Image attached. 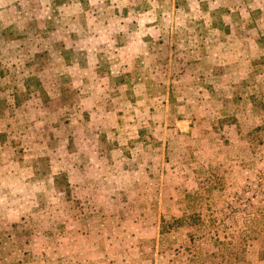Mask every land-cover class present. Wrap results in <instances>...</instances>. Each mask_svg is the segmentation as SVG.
Instances as JSON below:
<instances>
[{
    "label": "rangeland",
    "instance_id": "obj_1",
    "mask_svg": "<svg viewBox=\"0 0 264 264\" xmlns=\"http://www.w3.org/2000/svg\"><path fill=\"white\" fill-rule=\"evenodd\" d=\"M65 1L77 5H53ZM101 1L117 2L124 20L106 22ZM78 5L98 16L93 43L129 48L107 55L128 61L125 85L101 76L75 86L65 72L48 98L24 71L37 109L20 87L4 98L0 79L7 264H264V0H0V74L50 66L43 37L62 16L75 25ZM138 46L141 62L129 63ZM30 166L46 181L56 171L54 185ZM161 219L177 224L159 233Z\"/></svg>",
    "mask_w": 264,
    "mask_h": 264
},
{
    "label": "crops",
    "instance_id": "obj_2",
    "mask_svg": "<svg viewBox=\"0 0 264 264\" xmlns=\"http://www.w3.org/2000/svg\"><path fill=\"white\" fill-rule=\"evenodd\" d=\"M101 3H103L102 7L104 8V11L106 13L108 8H111V14H110V20H105L106 22L112 21L113 18H116L118 23L122 22L124 20V16L123 14H120V8L118 6L117 2H113V1H101ZM53 5L56 6H66L69 7V5H77L76 2H60L58 5L54 4ZM151 10V9H150ZM149 10V11H150ZM96 13V12H95ZM94 13V10L91 6H88V8H82L81 5H78V10L76 9L75 11V15L73 17L74 20V24L75 25H71V27H67V23L65 22V16L61 17L62 23L60 25V28L58 30H53L51 32H47L46 35L43 37L44 38V43H47L48 46V50H46L47 48L45 47L46 50V54L49 57V62L51 63L50 66L43 68V67H34V66H30V64H28L27 62L25 63V66H23V64L19 67H15L16 70H13V67H11L10 64V68L9 67H5L0 74V79H4V86L9 87V91L7 94H5L4 98H9V96L15 98L16 94H18L14 89L13 86L15 87H20V90L22 91V93L26 94V100H33L32 102H34V106L39 109L41 107L39 98L37 93L30 89V84H28L26 82V77H25V72L29 71V74H33L35 76V80H37V82H35L33 84L34 85H44V89L43 91L47 94L46 96H48V98L50 97L46 85L50 84V86L54 87L55 85H60L59 83V78L61 76V74L65 73L67 74V76L71 79H76L78 81V83H73L75 86H77V84H82L84 80L86 81L87 79H94V81L98 78H100L101 76H106L105 80H114V83L117 81V85H125V82L123 80V76L124 73H119V71H123L124 69H126V66L123 67V65L125 64V62L128 63V61H126L125 59L123 61H119L117 57L114 58H110L107 55L109 53H113L115 52L116 55L118 54H123L125 53L127 50H129L128 47H126L123 43L122 44H115L114 46H109V45H100L98 43H93L94 39H96V37L98 38V31L100 30H94L93 29V20L97 18L98 20V16ZM107 15V13H106ZM108 16V15H107ZM156 13H154L153 19L154 20L156 17ZM102 22H104L103 18L101 19ZM151 21V20H149ZM71 24V23H70ZM69 25V22H68ZM61 28H67L64 31ZM104 31L102 32L104 34L105 37L107 38H117L123 36L124 37V33H119L120 31L116 30L114 31L115 33H110L106 27H104L103 29ZM106 30V31H105ZM32 34L33 38H36V36L38 35L37 31H29ZM60 32H64L66 33L65 36H61ZM123 32V31H121ZM138 32L140 33L141 31L138 30ZM135 33V32H134ZM42 34V33H41ZM142 34V33H140ZM132 36V35H131ZM64 37H67V42L66 40H64ZM58 38L61 40L60 41V45H54L55 42H57ZM5 43H7V40H4ZM62 45V46H61ZM67 50V51H66ZM138 50V51H137ZM136 51V52H135ZM135 51L133 52V54L130 56L129 58V63H136V65H138V63L141 62V53H140V47H136ZM36 51H34L35 53ZM38 53L40 51H37ZM45 53V52H44ZM22 54H25V52ZM84 55L85 60H81L82 61H78V56L77 55ZM64 55V56H63ZM73 55V59L72 56ZM99 60V61H98ZM153 61V58L150 59V61ZM80 62V63H79ZM143 62V61H142ZM105 66V72L99 73L98 72V68ZM48 68V69H47ZM58 68V70L53 73L54 69ZM116 68V69H114ZM82 70L84 72H82ZM25 71V72H24ZM20 74V76L17 74ZM89 74V75H88ZM91 75V76H90ZM10 77L9 80L7 77ZM89 76V77H88ZM91 77V78H90ZM116 78V81H115ZM118 79V80H117ZM123 80V81H121ZM58 81V82H57ZM140 84L139 81L133 82L132 86L134 85H138ZM123 97H126L124 95V93H122ZM116 97H122L120 95H117ZM79 102H84L85 100H87V98H85L84 96H80L79 98ZM128 100L130 102H137L136 97H134L133 95H130L128 97ZM14 106H12V108L16 107L18 108L17 105L12 104ZM29 109V108H27ZM31 110H21V114H20V118H21V122L24 124L28 122V120H30V116H31ZM2 112L0 109V118L2 117ZM40 114L37 113L36 117L39 118ZM27 121V122H25ZM34 123H36L35 121L30 122V124H27L28 126H33L34 127ZM22 148V152L26 151L25 154L23 153L20 156V159L22 162H24V166H25V162L24 161V155H27V157H30L32 155V152L30 153L29 150L32 149V147H30V145H24ZM39 148V147H38ZM39 156V155H37ZM35 156V157H37ZM37 159V158H36ZM20 161V163H21ZM8 161L6 162L5 166V171L3 172V179L5 184H2V187H0V189H9L10 187H12L13 181L12 183H8L10 181L9 179L5 178V174L9 173L10 171V167L7 164ZM7 166V167H6ZM36 168V167H35ZM34 168V171L32 170V166H30L27 170L29 172V174L35 173L36 175V179L35 181L37 183H42V182H47L51 185H54L55 183V176L56 175V171H51V175L49 176V181H46L44 177L39 176V172L38 169ZM70 169L66 168V172L68 173ZM36 171V172H35ZM66 173V174H67ZM66 182L69 183L70 179L67 177L66 175ZM22 181L25 180V177L23 178L22 176ZM31 181V180H30ZM3 182V183H4ZM44 187V186H43ZM45 188H49V186L45 187ZM2 192V190H0ZM14 193V192H13ZM56 194V192H54ZM36 254V253H34ZM56 255V257L59 255L58 252H56L54 254V256ZM38 256H42V258L44 257V255H42L41 253ZM58 263H60V261L57 260Z\"/></svg>",
    "mask_w": 264,
    "mask_h": 264
},
{
    "label": "trees",
    "instance_id": "obj_3",
    "mask_svg": "<svg viewBox=\"0 0 264 264\" xmlns=\"http://www.w3.org/2000/svg\"><path fill=\"white\" fill-rule=\"evenodd\" d=\"M177 224V219H171V221H164L163 219H161V226H160V231L159 233L161 232H165L166 229L164 230V228L167 226H172V224ZM164 230V231H163ZM0 261L2 262V264H7V257L6 255H4V253L1 252L0 250Z\"/></svg>",
    "mask_w": 264,
    "mask_h": 264
}]
</instances>
